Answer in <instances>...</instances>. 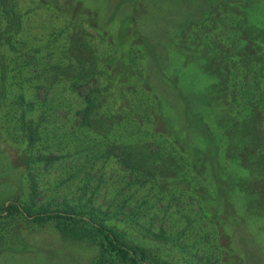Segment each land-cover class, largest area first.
<instances>
[{"label":"rangeland","instance_id":"374dc122","mask_svg":"<svg viewBox=\"0 0 264 264\" xmlns=\"http://www.w3.org/2000/svg\"><path fill=\"white\" fill-rule=\"evenodd\" d=\"M223 27L236 45L221 44ZM182 34L189 44L175 46ZM254 61L264 79V0H0V205L28 202L31 179L49 208L107 210L120 193L138 217L121 222L129 239L161 264H264L259 150L218 75ZM84 71L83 87L67 85ZM87 87L91 129L77 110ZM111 142L155 156L153 183L123 172ZM1 235L0 264H95L93 242L51 222L7 217Z\"/></svg>","mask_w":264,"mask_h":264},{"label":"trees","instance_id":"16d2710c","mask_svg":"<svg viewBox=\"0 0 264 264\" xmlns=\"http://www.w3.org/2000/svg\"><path fill=\"white\" fill-rule=\"evenodd\" d=\"M2 11L8 14L9 10L3 8ZM227 18L228 15H225L223 18L225 19V23L229 22V20L226 21ZM16 19L17 21H15V24L20 25L21 19H19L18 16H16ZM175 24L177 28H183L180 21H175ZM17 29L18 27L14 30L15 35L18 33ZM226 29L223 27V33L220 32L219 39L221 44L229 46L234 43L236 45L237 43L233 42V37H230ZM224 30L226 31L224 32ZM178 37V40L174 41L175 46L182 44L188 45L191 39V36H186L184 34L178 35ZM199 40H201V37ZM213 40L214 38H211V41ZM7 41L10 47L13 48V42L10 40ZM202 43L207 44L208 42ZM229 51L231 50H229L228 47L227 50L223 52L224 58L233 60L236 54ZM244 55L249 56L248 53L238 56L242 58ZM255 65H257L256 61H254L252 67L250 65V69L247 64L237 68H230V66H227L226 71L219 67L218 75H223L226 94L229 95L231 97L230 100L237 105V110L233 112V117L238 118V121L247 127L244 134L249 140L248 146L250 147L253 143L255 145L254 149L259 150L255 157V162L259 165V169L261 168L263 170L261 172L264 174V79H259V73H261L262 70L260 71ZM89 76L90 75H87L85 71L80 72L72 78H69L67 85L72 89L83 87L87 81L92 79V75ZM88 77L89 80H87ZM98 100L99 97L96 93V88H85L81 96L82 105L77 110L81 118L80 123L85 126L86 129H91L89 127L90 118L98 109ZM16 101L18 104L23 103L24 99L21 94L17 95ZM25 104L27 108L33 107L32 103L29 101L25 102ZM202 112L210 111L203 109ZM108 150L114 155L117 164L123 172H127L130 175L142 176L143 180L146 179L153 183L152 170L149 169V167L152 168V163L155 164V156L151 157L150 154H146L143 150H137L128 144H122L119 148H116L113 142L108 146ZM152 154L155 155V152ZM161 154L171 155L172 150H167L165 147H162ZM42 157L44 158V154H41L39 159ZM146 163V168L141 167ZM28 192V202L9 200L0 205V241L2 238V226L6 222L7 217L15 219L21 218L35 225L51 222L63 236L93 242L96 246V254L91 259L92 263L161 264L157 256L154 255L146 245L132 242V240L129 239L127 230L122 226L121 222L131 219L133 224L138 225V217L132 212L129 215L123 213L122 207L125 205L126 197H121L120 193H113L109 208H107V210H101L99 207L88 204V201H82L80 199L75 202L65 200L62 202L63 206L53 208H49L48 205L44 204H36L33 199L36 194L35 183L32 179L31 181L29 180ZM116 195H118V198ZM140 228L142 229V227ZM144 230L149 231L150 228L146 227ZM151 236L155 238V231L151 233Z\"/></svg>","mask_w":264,"mask_h":264}]
</instances>
